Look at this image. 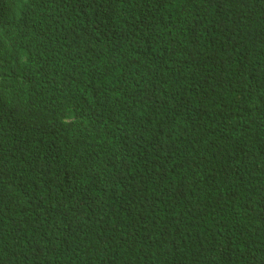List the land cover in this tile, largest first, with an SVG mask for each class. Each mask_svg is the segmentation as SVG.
<instances>
[{
  "label": "trees",
  "instance_id": "16d2710c",
  "mask_svg": "<svg viewBox=\"0 0 264 264\" xmlns=\"http://www.w3.org/2000/svg\"><path fill=\"white\" fill-rule=\"evenodd\" d=\"M0 264H264V0H0Z\"/></svg>",
  "mask_w": 264,
  "mask_h": 264
},
{
  "label": "clouds",
  "instance_id": "9594fccd",
  "mask_svg": "<svg viewBox=\"0 0 264 264\" xmlns=\"http://www.w3.org/2000/svg\"><path fill=\"white\" fill-rule=\"evenodd\" d=\"M9 34L11 35V32H9Z\"/></svg>",
  "mask_w": 264,
  "mask_h": 264
}]
</instances>
